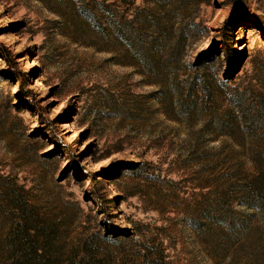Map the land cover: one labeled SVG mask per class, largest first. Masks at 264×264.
Masks as SVG:
<instances>
[{"label":"rangeland","instance_id":"rangeland-1","mask_svg":"<svg viewBox=\"0 0 264 264\" xmlns=\"http://www.w3.org/2000/svg\"><path fill=\"white\" fill-rule=\"evenodd\" d=\"M0 264H264V0H0Z\"/></svg>","mask_w":264,"mask_h":264},{"label":"trees","instance_id":"trees-1","mask_svg":"<svg viewBox=\"0 0 264 264\" xmlns=\"http://www.w3.org/2000/svg\"><path fill=\"white\" fill-rule=\"evenodd\" d=\"M230 20H231V17L227 20V22L230 21Z\"/></svg>","mask_w":264,"mask_h":264}]
</instances>
